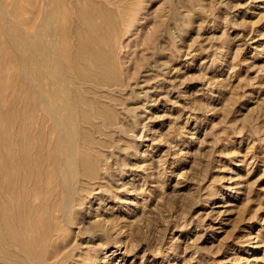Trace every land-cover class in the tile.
Here are the masks:
<instances>
[{
    "label": "rangeland",
    "instance_id": "rangeland-1",
    "mask_svg": "<svg viewBox=\"0 0 264 264\" xmlns=\"http://www.w3.org/2000/svg\"><path fill=\"white\" fill-rule=\"evenodd\" d=\"M186 2L105 3L125 19L108 69L124 124L97 132L113 128L97 147L107 179L45 242L50 258L264 264V0ZM22 6L35 21L43 0Z\"/></svg>",
    "mask_w": 264,
    "mask_h": 264
},
{
    "label": "bare ground",
    "instance_id": "bare-ground-1",
    "mask_svg": "<svg viewBox=\"0 0 264 264\" xmlns=\"http://www.w3.org/2000/svg\"><path fill=\"white\" fill-rule=\"evenodd\" d=\"M120 1L43 0V7L32 6V21L22 15V0H0V264H68L72 257L49 250L50 258L45 242L107 177L97 147L113 128L96 134L101 125L118 124L113 96L120 82L108 69L116 67L123 27L105 3Z\"/></svg>",
    "mask_w": 264,
    "mask_h": 264
}]
</instances>
